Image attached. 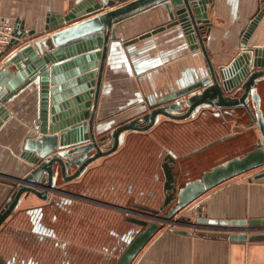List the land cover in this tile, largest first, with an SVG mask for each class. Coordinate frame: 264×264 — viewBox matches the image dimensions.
<instances>
[{
    "label": "water",
    "instance_id": "95a60500",
    "mask_svg": "<svg viewBox=\"0 0 264 264\" xmlns=\"http://www.w3.org/2000/svg\"><path fill=\"white\" fill-rule=\"evenodd\" d=\"M211 2L212 0H79L67 13H47L42 32L50 34L34 42L28 40L37 31L25 30L24 22L16 20L13 39L0 50V127L10 117L7 107L19 96L26 94L33 85L36 86L37 118L35 132L26 136L22 144L21 157L31 168L22 178L11 179L14 190L0 209V226L17 211L23 201L26 205H31L32 196H39L34 187L37 176L52 177L59 168L65 173L66 169L75 164L78 167L73 176L75 178L90 163L114 153L124 142L128 132L148 131L162 117L171 121H183L205 109L216 111L215 115H228L236 120L246 115L249 119L246 128L254 127L258 136L254 149L214 166L204 172L200 179L187 183L176 195L172 168L165 166L163 190L167 195L160 210L176 201L165 214L167 218L222 182L264 166V47L249 45L264 10L259 8L257 14L241 30L240 54L227 66L216 68L205 44L210 28L207 10ZM108 7L110 9L105 11ZM154 8H165L168 22L123 42L121 26ZM80 18L84 19L64 27ZM173 27H177L191 51L201 52L206 66L203 79L190 88L170 94L157 102L146 101L145 109L148 111L113 127L104 136L97 137L98 123L103 120L98 112L107 63L116 55L125 58L121 44L127 47ZM16 46L18 49L6 56ZM90 61H95L93 66L88 64L84 68H77L74 74L86 72L89 67L95 68L94 73L65 83L73 76L65 73L67 69ZM50 80L53 87L51 90ZM139 102L142 104L143 100ZM233 135L217 139L206 147ZM106 145H110V148L104 150ZM262 177L264 170L253 174L250 180ZM50 185L53 186V181ZM145 209L153 214L159 213L158 210ZM194 215L200 216L199 222L206 224L264 225V219H209L202 214V208ZM129 221L140 226L141 230H134L136 236L128 241L116 264H130L160 228L157 222H146L139 218H131ZM171 230L189 234L186 230ZM198 236L215 237L204 233H199ZM215 238L242 243L264 242V234L220 235Z\"/></svg>",
    "mask_w": 264,
    "mask_h": 264
},
{
    "label": "crops",
    "instance_id": "0c3cea01",
    "mask_svg": "<svg viewBox=\"0 0 264 264\" xmlns=\"http://www.w3.org/2000/svg\"><path fill=\"white\" fill-rule=\"evenodd\" d=\"M78 1L0 0V17L12 25L16 20H21L25 30H36V34L28 40L34 42L50 34L42 32L47 13H67ZM259 8L264 10V0H212L208 4L210 28L205 44L216 68L227 66L240 54V32L246 22L257 14ZM109 9L110 7L105 11ZM163 13L166 17L161 20ZM83 19L65 24L64 27L72 26ZM167 22L168 12L165 8L148 10L123 24L130 31L122 37V41L132 40L164 26ZM249 45L264 47V13ZM120 48L125 58L116 55L106 65L100 103H104V111L109 113L103 115V119L134 109L135 106L145 108L146 101L157 102L170 94L188 89L205 76L206 66L201 52L189 49L177 27L166 29L127 47L121 44ZM17 49L18 46L12 48L6 56H10ZM94 62L67 69L65 73L73 76L65 83L91 75V67L78 75L74 74V70L88 64L93 66ZM52 88L50 80V90ZM35 89L36 86L33 85L26 94L12 103L11 108L7 107L10 117L0 127V206L11 190V181L23 177L31 168L21 157V153L24 138L35 132ZM140 100H143L142 104ZM98 113L101 117L100 111ZM261 170L264 167L259 169ZM241 175L213 187L183 208L177 216L191 210L193 217L202 208V214L209 219H264V177L250 180L253 175ZM114 217V214L102 211V225L107 227L110 218ZM178 229L186 230L189 234L176 233L169 225L160 226L130 264H264V242L242 243L215 238L230 235L225 233L206 234L214 235V238L202 237L198 236V231L185 225H180ZM2 240L4 242H0V248L4 247L1 243H7L9 247L14 243L12 236ZM86 246L94 247L91 243H86ZM94 248L99 249V246ZM8 251L7 253L10 252ZM91 261L95 260H88L87 263Z\"/></svg>",
    "mask_w": 264,
    "mask_h": 264
},
{
    "label": "flooded vegetation",
    "instance_id": "af4514ba",
    "mask_svg": "<svg viewBox=\"0 0 264 264\" xmlns=\"http://www.w3.org/2000/svg\"><path fill=\"white\" fill-rule=\"evenodd\" d=\"M215 113L205 109L183 121L162 117L148 131L128 132L114 153L90 163L75 178L78 169L75 164L65 173L59 168L52 177L37 176L34 187L39 196H32L31 205L23 201L0 226V242H4L3 238L14 237L11 247L1 243L4 247L0 248V264H116L128 241L136 236L134 230H141L129 219L157 222L159 226L175 221L172 229L188 223L192 218L191 210L177 216L180 209L172 217H165L175 200L160 210L167 195L163 190L164 167L172 168L176 195L187 183L200 179L204 172L232 154H245L255 148V142L250 141L254 127L246 128L248 116L236 120ZM113 127L97 133V137L104 136ZM229 134L234 135L206 147ZM109 148L110 145H106L104 150ZM135 158L143 163V175L134 173ZM149 170L153 171L151 176ZM140 179L144 185L153 187L138 190L135 180ZM13 190L14 187L0 209ZM145 208L159 213L153 214ZM102 211L115 216L110 218L107 227L102 225ZM188 217L189 220L184 219ZM86 243L99 246V249L88 248ZM88 260L95 261L87 263Z\"/></svg>",
    "mask_w": 264,
    "mask_h": 264
},
{
    "label": "rangeland",
    "instance_id": "374dc122",
    "mask_svg": "<svg viewBox=\"0 0 264 264\" xmlns=\"http://www.w3.org/2000/svg\"><path fill=\"white\" fill-rule=\"evenodd\" d=\"M165 17H166V14L163 15V17H162L161 20L165 19ZM158 18H161V17L158 16ZM129 31H130V29L127 27V25L121 26V28H120V35H121V37H123L126 34L128 35ZM177 36H178V33H177ZM12 105L13 104H10V108L12 107ZM99 107H100L99 108V111H100V116L101 117H103V115H106V114L109 113V112L104 111V103L103 102L100 103V106ZM146 110L147 109H145V108H139L138 106H135L134 109H130V110H127V111H125L123 113H120L118 115L109 117L107 119H103L101 122L98 123V132L97 133L98 134H101V133L105 132L108 128H111V127H113V126H115V125H117V124H119V123H121V122H123L125 120L134 118V117L140 115L141 113H143ZM244 123L246 124L247 123V120ZM240 130L241 129H239V131ZM251 131L252 132L250 134L252 136V138H251L252 140H250V141L255 142L256 139L258 138V136L256 134L255 129H251ZM167 134H169V133H167ZM135 139L136 140H140V141L143 140L142 138H135ZM243 154H244V152L243 153H240V154H238L236 156H242ZM236 156H233V154H232V156H229V158L227 160H229L232 157H236ZM133 163H134V168H135L134 169V173H136V175H138V174L143 175L144 172H142V170H141V168H142L141 165L143 163L141 162V160L138 161L137 158H135V160L133 161ZM152 164H151V166H152ZM261 168L262 167H260V169ZM149 172H150V176H151L153 174V171L152 170H149ZM256 172H259V169L251 170V171L247 172V174L249 173L250 175H253ZM244 174H246V173H244ZM140 175H138V176H140ZM240 176H242V175H240ZM135 183L137 185V186L136 185L135 186L136 187H139L138 190H149V189H151L153 187V185H151L150 188L147 186V184L144 185L142 179H140L139 181L135 180ZM12 187L13 186L11 185V188ZM205 226L207 228H223V227L226 228V227H228L229 230H232V231L229 232L230 235H245V236H248L250 234H253L254 235L255 233L254 232L253 233H247V231H242L240 229H242V228H248V227H253V228H261V227H264V225H250V224H246V225H232V224H228V225H217V224H206ZM207 231L212 232V234L213 233H216V234H222L223 233V232H219L217 230H209L208 229ZM198 232H201V231H198Z\"/></svg>",
    "mask_w": 264,
    "mask_h": 264
},
{
    "label": "built area",
    "instance_id": "2783aa9c",
    "mask_svg": "<svg viewBox=\"0 0 264 264\" xmlns=\"http://www.w3.org/2000/svg\"><path fill=\"white\" fill-rule=\"evenodd\" d=\"M14 37V26L5 21L3 18L0 17V50L4 48L6 44H8ZM200 216L196 215L193 216L188 223L182 224L185 225L191 229H195L196 231H201L199 233H204V234H212V232L207 231L209 230H217L219 232H223V234H230L229 232L232 230H229L228 227H223V228H207L205 225L206 223H200ZM175 221H168L166 222V225H169L170 229L174 228V223ZM165 225V226H166ZM205 229V230H204ZM242 231H247V233H255V234H264V227L261 228H253V227H248V228H242L240 229ZM228 232V233H227ZM216 234V233H213ZM253 235V234H250ZM230 236V235H228ZM249 236V235H248Z\"/></svg>",
    "mask_w": 264,
    "mask_h": 264
},
{
    "label": "bare ground",
    "instance_id": "6f19581e",
    "mask_svg": "<svg viewBox=\"0 0 264 264\" xmlns=\"http://www.w3.org/2000/svg\"><path fill=\"white\" fill-rule=\"evenodd\" d=\"M90 69H92V68H90ZM94 71H95V70L93 69V73H94Z\"/></svg>",
    "mask_w": 264,
    "mask_h": 264
}]
</instances>
